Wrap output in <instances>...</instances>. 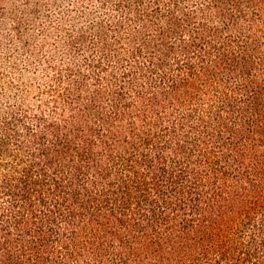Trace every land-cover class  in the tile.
Instances as JSON below:
<instances>
[{"label": "trees", "instance_id": "obj_1", "mask_svg": "<svg viewBox=\"0 0 264 264\" xmlns=\"http://www.w3.org/2000/svg\"><path fill=\"white\" fill-rule=\"evenodd\" d=\"M97 1L0 105V264H264V0Z\"/></svg>", "mask_w": 264, "mask_h": 264}, {"label": "rangeland", "instance_id": "obj_2", "mask_svg": "<svg viewBox=\"0 0 264 264\" xmlns=\"http://www.w3.org/2000/svg\"><path fill=\"white\" fill-rule=\"evenodd\" d=\"M108 12L97 0L0 2V105L47 87L52 64L78 62L80 55L72 59L67 42L86 28L90 14Z\"/></svg>", "mask_w": 264, "mask_h": 264}]
</instances>
